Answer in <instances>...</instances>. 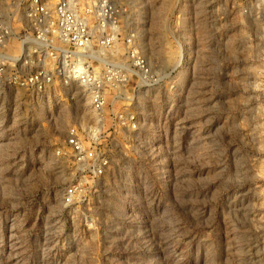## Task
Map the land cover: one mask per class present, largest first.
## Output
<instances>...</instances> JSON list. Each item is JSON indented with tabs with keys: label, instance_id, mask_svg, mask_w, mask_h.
Instances as JSON below:
<instances>
[{
	"label": "rangeland",
	"instance_id": "374dc122",
	"mask_svg": "<svg viewBox=\"0 0 264 264\" xmlns=\"http://www.w3.org/2000/svg\"><path fill=\"white\" fill-rule=\"evenodd\" d=\"M110 1L158 83L101 115L76 85L0 86V264H264V0ZM26 3L0 0L1 63L34 49ZM90 131L100 177L58 155Z\"/></svg>",
	"mask_w": 264,
	"mask_h": 264
},
{
	"label": "built area",
	"instance_id": "2783aa9c",
	"mask_svg": "<svg viewBox=\"0 0 264 264\" xmlns=\"http://www.w3.org/2000/svg\"><path fill=\"white\" fill-rule=\"evenodd\" d=\"M25 14L31 36L25 38L23 35L22 38L31 41L34 49L29 46L17 63L33 69L24 74L17 63L0 62V86L40 93L56 81L63 86L76 85L88 91L92 110L101 115L111 93L113 99L120 96L132 79L136 78L140 85L147 87L158 83L157 75L136 49L135 34L120 36L118 12L110 0H93L81 7L70 0H57L53 6L45 0H27ZM10 36V29L0 25V47ZM21 44L23 46L22 40ZM119 44L123 47L121 55ZM32 58L35 64L29 60ZM46 61L51 64L50 69L45 67ZM113 118L120 126L126 123L133 127L135 122L133 115L126 116L122 111L115 112ZM90 132L89 147H85L77 133H71L58 155L71 158L77 165L94 163L89 166L91 173L100 177L107 167V160L93 145L98 131ZM82 189V183L68 186L63 202L71 203Z\"/></svg>",
	"mask_w": 264,
	"mask_h": 264
},
{
	"label": "bare ground",
	"instance_id": "6f19581e",
	"mask_svg": "<svg viewBox=\"0 0 264 264\" xmlns=\"http://www.w3.org/2000/svg\"><path fill=\"white\" fill-rule=\"evenodd\" d=\"M17 48H18V47H17ZM16 50H17V49H16ZM17 51H18V50H17ZM17 51H16V52H17ZM28 51H30V49H29ZM86 91H87V90H86ZM87 92H88V91H87ZM88 94H89V93H88ZM89 97H90V96H89Z\"/></svg>",
	"mask_w": 264,
	"mask_h": 264
}]
</instances>
